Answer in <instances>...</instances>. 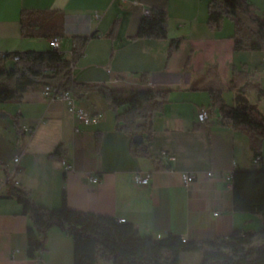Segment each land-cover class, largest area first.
I'll use <instances>...</instances> for the list:
<instances>
[{
	"label": "crops",
	"instance_id": "obj_1",
	"mask_svg": "<svg viewBox=\"0 0 264 264\" xmlns=\"http://www.w3.org/2000/svg\"><path fill=\"white\" fill-rule=\"evenodd\" d=\"M247 1L259 7L256 0ZM210 2L0 0V54L50 50V37L21 34V13L61 12L65 19L59 51L65 60L71 59L74 36L98 34L73 64L74 81L127 92L170 91L163 112L150 122L149 156L131 154L130 137L117 130L116 112L97 91L78 100L96 115L79 132H75L76 122L66 104L44 95L45 84L29 87L20 101L0 103V264L74 263L73 239L58 227L49 230L41 257H28L31 220L23 214L22 205L8 197L9 180L38 205L60 208L65 192L69 209L125 219L140 236L172 234L189 241L207 240L262 227V216L234 210L233 182L228 180L231 171L260 169L253 161L250 136L220 125L217 109L211 108V119L205 123L197 114L202 107L210 108V89L221 90L227 104H238L237 92L231 88L234 67L246 65L264 89V50L235 51V24L230 19L224 20L222 29L211 30ZM152 8L167 11L168 37L132 39L144 10ZM115 21V35L109 37ZM172 39H179L180 45L169 57ZM11 61L3 65L11 68ZM243 103L264 114V95L248 92ZM27 127L33 129L32 134L25 131ZM256 145L264 155V140ZM58 148L72 170L53 156ZM163 151L174 159L162 158ZM137 173L149 176V183L137 185ZM184 173L195 174L194 181L185 184ZM93 176L100 181L93 183ZM201 259L199 253L181 254V264H200Z\"/></svg>",
	"mask_w": 264,
	"mask_h": 264
},
{
	"label": "trees",
	"instance_id": "obj_2",
	"mask_svg": "<svg viewBox=\"0 0 264 264\" xmlns=\"http://www.w3.org/2000/svg\"><path fill=\"white\" fill-rule=\"evenodd\" d=\"M208 13L211 30L222 29L225 19L234 22L235 51L264 50V14L257 15L247 0H211ZM64 19L61 12L23 10L21 34L25 37L60 38L63 36ZM168 20L166 10L152 8L149 15L143 16L136 34L131 38L165 39L168 37ZM116 27L117 21L107 34L109 37H114ZM97 35L74 36L70 61L53 48L48 51L6 53L8 59L0 60V103L20 101L23 92L37 84L54 85L71 92L77 100L88 92L97 91L116 112L117 130L130 137L131 154L149 156L148 143L152 138L150 122L156 114L163 112L170 91L127 92L105 84L74 81L70 65L83 56L87 42ZM179 45V39L171 40L169 57ZM14 55L19 56V60L11 68H6L3 63ZM49 70L54 73L49 75ZM63 78L64 81H61ZM231 88L237 92L238 104H227L221 90L210 89V109L218 110L220 125L247 133L254 155H262L256 144L264 140V114L243 103V99L251 91L264 95V89L253 80V74L248 72L246 65L242 69L233 68ZM121 108L125 109L120 111ZM138 135L141 140H134ZM99 143L100 135L96 137V146ZM53 156L64 159L61 148ZM259 168L233 172V205L236 212L253 213L264 219V165ZM8 188V197L15 198L22 205L23 214L31 220L27 231V255L31 259L41 257L46 250L49 230L58 227L73 239V264H181L182 253L201 254L200 264H264V223L257 230H235L226 237L207 240L184 241L181 236L172 234L161 238L140 236L132 223L69 209L65 192L60 208H48L38 205L27 191L18 188L12 180L8 181Z\"/></svg>",
	"mask_w": 264,
	"mask_h": 264
},
{
	"label": "built area",
	"instance_id": "obj_3",
	"mask_svg": "<svg viewBox=\"0 0 264 264\" xmlns=\"http://www.w3.org/2000/svg\"><path fill=\"white\" fill-rule=\"evenodd\" d=\"M150 14V10L149 9H145L144 10V15H149ZM96 17H98V15L96 14ZM50 47L53 49H57L59 50L60 47V41L59 38L57 37H53L50 39L49 41ZM6 53L0 54V60H4L6 59ZM10 59H13V61H18L19 60V56L14 55L12 57H9ZM8 59V58H7ZM73 64L70 65V69L72 70ZM110 71V70H109ZM49 74L54 73V71L49 70L48 71ZM65 78H63L61 81H64ZM43 93L44 95L52 100H60L63 101L66 106L68 111L73 115L74 119H75V132H79L81 131L85 126H89L91 125L95 118L96 115L88 110H86L85 108H83L79 101L73 96V94L69 91H65V90H60L58 87H55L54 85H50V84H46L43 87ZM212 116V111L210 108L208 107H202L200 108V110L198 111L197 117L198 120L200 122H207L211 119ZM26 132H28L29 134L33 133V129L30 127H27L25 129ZM162 158H167L169 160H173L174 156L171 155L168 152H161L160 155ZM254 163L257 166H263L264 165V155H258V156H254ZM14 162L17 163L19 162V157H16L14 159ZM62 164L64 165L66 170H72L73 166L70 165L65 159L62 160ZM212 172H209L208 175L211 176ZM232 177H233V171H231L228 175V180L232 181ZM195 179V174L193 173H184L183 174V181L185 184H189L192 181H194ZM100 181V178L98 176H93L92 178V182L93 183H97ZM135 183L137 185H147L149 183V176L143 177L141 174H136L135 175ZM120 222H125V219H119ZM184 241H186L185 238H183Z\"/></svg>",
	"mask_w": 264,
	"mask_h": 264
},
{
	"label": "rangeland",
	"instance_id": "obj_4",
	"mask_svg": "<svg viewBox=\"0 0 264 264\" xmlns=\"http://www.w3.org/2000/svg\"><path fill=\"white\" fill-rule=\"evenodd\" d=\"M258 3V6L259 7H255L254 8V12L257 14V15H263L264 14V0H256ZM9 61H11L10 59H9ZM9 63H15L14 61H11V62H9ZM227 96H229V95H227ZM201 255V254H200ZM202 260V259H201ZM200 263H201V261H200Z\"/></svg>",
	"mask_w": 264,
	"mask_h": 264
},
{
	"label": "water",
	"instance_id": "obj_5",
	"mask_svg": "<svg viewBox=\"0 0 264 264\" xmlns=\"http://www.w3.org/2000/svg\"><path fill=\"white\" fill-rule=\"evenodd\" d=\"M134 140H136V141L141 140V136L138 135V136L134 137Z\"/></svg>",
	"mask_w": 264,
	"mask_h": 264
}]
</instances>
